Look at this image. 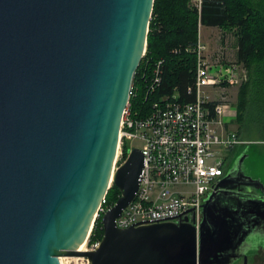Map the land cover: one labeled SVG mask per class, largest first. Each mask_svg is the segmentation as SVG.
<instances>
[{
    "label": "water",
    "instance_id": "water-1",
    "mask_svg": "<svg viewBox=\"0 0 264 264\" xmlns=\"http://www.w3.org/2000/svg\"><path fill=\"white\" fill-rule=\"evenodd\" d=\"M154 3L0 0V264H219L246 222L264 218V184L241 168L262 196L210 194L199 232L187 220L119 229L144 167L135 148L114 174L121 197L102 216L100 246L79 251L112 186Z\"/></svg>",
    "mask_w": 264,
    "mask_h": 264
},
{
    "label": "built area",
    "instance_id": "built-area-1",
    "mask_svg": "<svg viewBox=\"0 0 264 264\" xmlns=\"http://www.w3.org/2000/svg\"><path fill=\"white\" fill-rule=\"evenodd\" d=\"M193 1L200 13L203 0ZM200 29L201 25L194 50L195 101L179 103L174 100L176 97L163 98L144 112L134 110L130 101L126 106L119 148L121 151L126 144L128 155L133 149H140L144 167L135 200L116 220L119 229L187 220L199 232L204 204L210 194L217 192L216 187L229 170L231 152L244 143L230 127L237 116L236 107L225 98L221 101L213 96L224 94L230 87H241L249 79L248 71L243 64L227 62L225 49L213 62L207 56L208 47L202 42ZM162 64L159 61L154 67V85L161 83ZM144 73L143 78H147ZM133 95L131 88L130 98ZM109 209L101 208L100 212L104 214ZM99 246L100 242L90 247L87 244L88 251Z\"/></svg>",
    "mask_w": 264,
    "mask_h": 264
},
{
    "label": "trees",
    "instance_id": "trees-1",
    "mask_svg": "<svg viewBox=\"0 0 264 264\" xmlns=\"http://www.w3.org/2000/svg\"><path fill=\"white\" fill-rule=\"evenodd\" d=\"M200 25L231 32L236 38L234 62L243 64L249 77L237 95L236 123L243 126L250 111L264 110V0H203L200 13L190 6L189 0H155L146 56L134 76V95L129 101L134 110L141 112L148 111L163 98L176 97L174 100L179 103L195 101L197 55L194 50ZM159 61H163L161 83L154 85L153 70ZM145 71L147 78H143ZM128 150L124 144L123 160ZM120 197V190L112 184L102 208L113 207ZM102 216L100 212L95 221L89 247L103 238Z\"/></svg>",
    "mask_w": 264,
    "mask_h": 264
},
{
    "label": "rangeland",
    "instance_id": "rangeland-1",
    "mask_svg": "<svg viewBox=\"0 0 264 264\" xmlns=\"http://www.w3.org/2000/svg\"><path fill=\"white\" fill-rule=\"evenodd\" d=\"M189 3L190 6L198 10L196 7V3L193 0H189ZM200 36L202 42L208 46L207 52H209V54L207 56L211 57L212 60H214L213 62L217 60V59L215 60L216 55L219 52L222 53L228 41L233 43L234 46L236 42V38L233 33L224 32L223 30L218 28L216 29L210 27H201ZM215 49L216 51H213ZM225 60L227 62L234 63V61L231 59L225 58ZM219 91L220 89H218V92ZM238 91H239V87L227 89L224 92V94H220V95H218V93L217 95L214 94L213 98L221 101H224L223 99L225 98L226 100L229 101L228 103L233 104L235 107L237 105ZM234 125L235 126L232 128V130L234 131L238 130V133L241 130L240 140L244 143H242L240 146H237L231 152V157L229 158L227 163H231V168L233 169L236 167H241L242 171L244 172H247L255 177L264 178V110L250 111L243 126L239 124H234ZM120 153L121 154L117 159L116 168H119V166L125 161L123 160L122 149ZM241 154H243L244 156H248L247 159L244 160V163L242 165H240L239 163L241 159L240 156ZM259 240H260V244L258 248H256L259 243ZM88 241L86 242V246L84 247L83 251L88 250L87 247ZM259 247H264L262 234L258 232L248 233L241 240V249H240L241 251L244 248H246L244 250L247 251L246 256L241 257V259L237 258L231 264H261V262L257 260L260 259ZM250 248L253 250L248 251V249ZM62 264H88V261L85 258H63Z\"/></svg>",
    "mask_w": 264,
    "mask_h": 264
},
{
    "label": "flooded vegetation",
    "instance_id": "flooded-vegetation-1",
    "mask_svg": "<svg viewBox=\"0 0 264 264\" xmlns=\"http://www.w3.org/2000/svg\"><path fill=\"white\" fill-rule=\"evenodd\" d=\"M240 156H241V159L246 157L243 154H241ZM241 173H242L241 167H236L233 169L231 168V163H230L229 170L226 172V175L223 178V180L225 181L224 188H219L217 189V192H216L218 195H220L219 198L221 200L230 199L235 203L237 202L240 203L241 199H243L244 197H247L248 195L250 198L262 196L259 186L258 185H252V186L248 185L246 181L243 178H241ZM230 189L232 191H228ZM254 222H257L258 224L254 226L253 221L246 222L248 223L247 224L248 229L246 228L245 229L246 231L244 230V233L246 232V234H248L251 232H257V229H259V225L261 226L262 224H264L262 223L264 222V218L260 217ZM234 247L235 248L226 252L224 256H222V258L219 260V264H228L229 262L233 263L234 260H236L237 258L241 259L240 256L243 257L245 255L244 250L247 247L240 251L241 241L239 242L237 246H234ZM250 250H253V249L251 248L248 249V251Z\"/></svg>",
    "mask_w": 264,
    "mask_h": 264
},
{
    "label": "crops",
    "instance_id": "crops-1",
    "mask_svg": "<svg viewBox=\"0 0 264 264\" xmlns=\"http://www.w3.org/2000/svg\"><path fill=\"white\" fill-rule=\"evenodd\" d=\"M217 29V28H216ZM210 41V40H209ZM209 41H208V43H209ZM226 41V40H225ZM208 47V46H207ZM225 48V56H226V58L227 59H231V60H233V61H235L236 60V53H237V48H236V42H235V46H234V44L233 43H231V42H227L226 43V47H224ZM213 51H216V49L215 50H213ZM227 89H231V88H227ZM226 89V90H227ZM225 90V91H226ZM234 106V105H233ZM236 107V106H235ZM237 117V116H236ZM234 124H237L236 123V119L233 121V123L231 124V128H233L235 125ZM237 132H238V130H236ZM241 136V135H240ZM247 157L248 156H246L245 157V160L247 159ZM245 174L246 175H248L249 177H251V178H253L254 180H259L262 184H264V178L263 177H255V176H253V175H251V174H249V173H247V172H245ZM262 208H263V206H262ZM262 223H264V222H262ZM257 232L258 233H261L262 234V238H263V245H264V224H262L261 226L259 225V229H257ZM259 244H260V240H259V243H258V245H257V247L256 248H258V246H259ZM256 250V249H255ZM259 254H260V259H257V260H259L260 262H261V264L263 263L264 264V247H259ZM247 254V251H245V255ZM256 257V256H255Z\"/></svg>",
    "mask_w": 264,
    "mask_h": 264
},
{
    "label": "bare ground",
    "instance_id": "bare-ground-1",
    "mask_svg": "<svg viewBox=\"0 0 264 264\" xmlns=\"http://www.w3.org/2000/svg\"><path fill=\"white\" fill-rule=\"evenodd\" d=\"M119 156H120V148L118 149V154H117V158H116V163H117V159L119 158ZM116 163H115V165H116ZM115 170H116V166L114 167V172H113V175H112V182H113V178H114V174H115ZM112 182H111V185H112ZM90 238V236H88V238L84 241V243L80 246V248H79V251L80 252H84L83 251V249H84V247L86 246V242L88 241V239ZM88 251V250H87ZM62 259L63 258H61V261H62Z\"/></svg>",
    "mask_w": 264,
    "mask_h": 264
}]
</instances>
